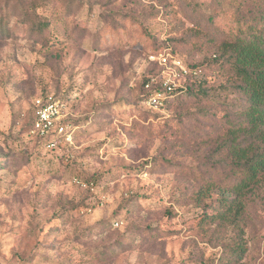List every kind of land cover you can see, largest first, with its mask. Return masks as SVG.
<instances>
[{"label":"rangeland","instance_id":"374dc122","mask_svg":"<svg viewBox=\"0 0 264 264\" xmlns=\"http://www.w3.org/2000/svg\"><path fill=\"white\" fill-rule=\"evenodd\" d=\"M29 1L0 0V264H264V179L238 207L199 193L211 147L191 134L198 110L219 116L240 97L209 69L212 49L186 41L188 5L212 12V1ZM37 18L49 21L45 39L31 33ZM155 47L205 64L176 83L204 78L210 99L148 109ZM36 96L64 105L71 143L31 133Z\"/></svg>","mask_w":264,"mask_h":264},{"label":"trees","instance_id":"16d2710c","mask_svg":"<svg viewBox=\"0 0 264 264\" xmlns=\"http://www.w3.org/2000/svg\"><path fill=\"white\" fill-rule=\"evenodd\" d=\"M210 1L214 5L212 12H206L199 4L188 5L191 9L189 20L196 30L186 41L194 47L207 44L212 49L207 64L211 65L209 69H222L228 75V88L240 97L228 104L219 116L200 108L191 134L211 147L204 170L199 174L204 183L200 195L209 198L207 194L217 189L215 200L222 207L232 208L240 206L241 198L251 193L264 179V0H232V5L227 7L218 0ZM29 4L33 5V0ZM66 9L69 13L70 4ZM30 30L45 39L49 21L39 18ZM165 51L162 47L152 48L146 59ZM167 52L176 56L172 50ZM149 64L151 70L141 83L143 104L146 97L157 89L156 86L145 89L150 76L159 72L156 64ZM204 65L186 66L206 72L207 66ZM210 88L204 78L198 85H186L185 90L167 101L163 108L183 98L210 99ZM179 123L182 124L181 119ZM213 215L224 219L222 213ZM242 239L240 235L229 247V253L237 260L246 252Z\"/></svg>","mask_w":264,"mask_h":264},{"label":"built area","instance_id":"2783aa9c","mask_svg":"<svg viewBox=\"0 0 264 264\" xmlns=\"http://www.w3.org/2000/svg\"><path fill=\"white\" fill-rule=\"evenodd\" d=\"M148 62L159 67V72L152 74L145 85L147 90L152 86L157 87L144 101V105L154 111L162 110L167 101L185 90L184 86L176 83L179 76L196 77L201 74L200 69L186 66L180 58L167 51L148 56ZM31 117V133L44 141L48 140V146L55 147L60 138L67 143L72 142L73 130L64 124V105L59 100L34 97Z\"/></svg>","mask_w":264,"mask_h":264}]
</instances>
